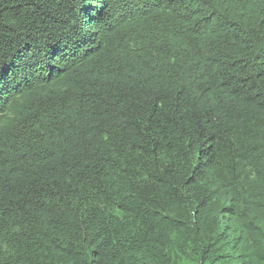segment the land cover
Segmentation results:
<instances>
[{"label": "trees", "instance_id": "obj_1", "mask_svg": "<svg viewBox=\"0 0 264 264\" xmlns=\"http://www.w3.org/2000/svg\"><path fill=\"white\" fill-rule=\"evenodd\" d=\"M0 264H264V0H0Z\"/></svg>", "mask_w": 264, "mask_h": 264}, {"label": "snow or ice", "instance_id": "obj_2", "mask_svg": "<svg viewBox=\"0 0 264 264\" xmlns=\"http://www.w3.org/2000/svg\"><path fill=\"white\" fill-rule=\"evenodd\" d=\"M2 103H3V102H2V101H0V105H2Z\"/></svg>", "mask_w": 264, "mask_h": 264}]
</instances>
